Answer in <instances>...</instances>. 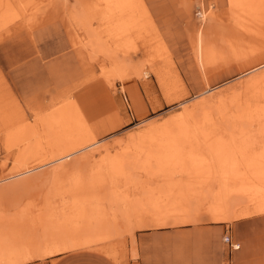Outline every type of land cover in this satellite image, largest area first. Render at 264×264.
Listing matches in <instances>:
<instances>
[{
	"label": "rangeland",
	"instance_id": "rangeland-1",
	"mask_svg": "<svg viewBox=\"0 0 264 264\" xmlns=\"http://www.w3.org/2000/svg\"><path fill=\"white\" fill-rule=\"evenodd\" d=\"M212 211L264 214V0H0V261Z\"/></svg>",
	"mask_w": 264,
	"mask_h": 264
},
{
	"label": "crops",
	"instance_id": "crops-1",
	"mask_svg": "<svg viewBox=\"0 0 264 264\" xmlns=\"http://www.w3.org/2000/svg\"><path fill=\"white\" fill-rule=\"evenodd\" d=\"M72 74L76 75V72ZM133 220L125 261L114 262L97 252H72L97 246H100L97 247L98 251L103 250L105 246L100 242L70 249L62 259L57 258L64 252L41 259H34L41 256L33 254L34 257L26 261L19 259L31 254L23 256L12 253L11 259L17 260L12 264H264V214L237 217L232 221L202 219L178 224L169 221L168 225L158 227L147 225L151 218L138 217ZM226 233L238 245L236 249L227 248L224 242ZM104 252L114 257L115 253L109 245ZM54 256L58 257L52 259Z\"/></svg>",
	"mask_w": 264,
	"mask_h": 264
},
{
	"label": "bare ground",
	"instance_id": "bare-ground-1",
	"mask_svg": "<svg viewBox=\"0 0 264 264\" xmlns=\"http://www.w3.org/2000/svg\"><path fill=\"white\" fill-rule=\"evenodd\" d=\"M214 6V5H213ZM207 15V14H206ZM199 35V34H198ZM202 35V34H201ZM200 35V36H201ZM198 41H195L197 42L196 43V53H197V57H198V60H199V63L201 65V67H203L204 69V73H206V69H205V64H204V46H203V38H196ZM195 39V40H196ZM95 42V41H94ZM97 43V42H96ZM98 45V44H97ZM99 50H100V47H98ZM163 49V48H162ZM102 51V50H101ZM203 71V70H202ZM138 72V71H136ZM116 73V76H118L119 78H121L122 80H124L126 77H129L130 74H132V72L130 73H126L124 74L123 72L121 71H118L115 72ZM206 75V74H205ZM211 90V89H210ZM21 131V130H20ZM23 132V131H22ZM19 134H21V132H18ZM18 134V135H19ZM23 134V133H22ZM17 135V134H16ZM18 138H21L20 136ZM25 146V145H24ZM26 148V147H25ZM23 151H24V148H22ZM21 149V150H22ZM26 150V149H25ZM222 196H225V195H222ZM226 198V196H225ZM228 199V198H227ZM224 200V199H223ZM225 201V200H224ZM227 203V202H226ZM228 204V203H227ZM229 205H227L228 207ZM198 212V211H197ZM227 213V211H226ZM153 215V214H152ZM158 215V214H157ZM163 216V214H161ZM202 219H212L214 221H231V215L230 213L228 212L227 214H225L224 212H219V211H212L210 214H208L207 216L206 215H202L201 213L198 214V213H192V214H188V215H170V216H165V217H156L155 218H151V221L149 224L150 227H158V226H164L166 225L169 221H171L173 224H178V223H187V222H192V221H195V220H202ZM171 224V223H169ZM168 225V224H167ZM82 229V228H81ZM95 229V228H93ZM77 231V230H76ZM93 231V230H92ZM99 234V233H98ZM86 236H88L86 234ZM90 236V234H89ZM98 236V235H97ZM96 237V236H95ZM91 238V237H90ZM107 238V237H106ZM73 239V238H72ZM76 241V240H75ZM232 241V240H231ZM88 242V241H86ZM3 249V248H2ZM1 250V249H0ZM13 253V252H12ZM42 254H45V253H41L40 256H42ZM18 257V256H17ZM33 254L31 255H28L27 257L23 258V259H19V261H26V260H29L31 258H33ZM13 258V257H12ZM14 259V258H13ZM14 261H17L16 259L12 260L11 259V255H10V252H2L1 253V264H12L14 263Z\"/></svg>",
	"mask_w": 264,
	"mask_h": 264
},
{
	"label": "built area",
	"instance_id": "built-area-1",
	"mask_svg": "<svg viewBox=\"0 0 264 264\" xmlns=\"http://www.w3.org/2000/svg\"><path fill=\"white\" fill-rule=\"evenodd\" d=\"M224 242L227 244V248L228 249H236L238 247L237 244H234L232 241H231V238H230V235L229 233H226L224 235Z\"/></svg>",
	"mask_w": 264,
	"mask_h": 264
}]
</instances>
